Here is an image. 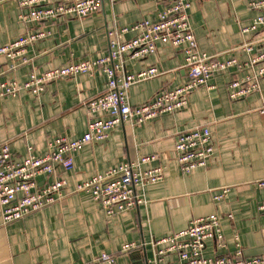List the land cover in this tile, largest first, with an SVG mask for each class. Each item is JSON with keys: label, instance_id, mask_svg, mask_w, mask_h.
Masks as SVG:
<instances>
[{"label": "crops", "instance_id": "0c3cea01", "mask_svg": "<svg viewBox=\"0 0 264 264\" xmlns=\"http://www.w3.org/2000/svg\"><path fill=\"white\" fill-rule=\"evenodd\" d=\"M70 2L71 0H63ZM190 23L200 49L220 60L249 58L241 47L254 46L253 54L264 51L256 33L242 34L256 16L248 0H189ZM162 6L145 0H122L112 4L102 0L100 10L84 19L57 18L41 24L20 19L22 10L15 0L0 3V47L29 32L44 30L48 36L29 47L27 63H13L0 56V78L27 81L54 68L84 59H99L108 54V32L115 27L130 28L144 19H156ZM137 32L122 36L131 40ZM157 67L159 77L131 87L130 102L139 106L163 90L186 82L188 70L183 53L170 45L142 60H126V72L135 74ZM243 78L230 70L216 75L208 87L194 91L188 105L173 114L154 118L141 125H118L109 138L84 145L74 153V169L62 177L73 189L76 184L121 165L156 155L157 161L144 169L162 166L164 177L157 184L137 189L141 200L134 209L108 215L88 192L70 194L47 208L20 221L4 225L0 207V264H105L103 253L111 254L116 264H149L154 257L152 241L185 229L193 219L217 215L227 242L235 252V237L246 257L264 255V190L255 183L264 180V78L260 91L243 99H230V83ZM107 77L101 69L51 83L36 97L22 92L0 98V148L9 144L16 160L31 153L48 152V144L58 136L76 140L85 135L91 120L90 101L104 94ZM209 127L214 154L205 168L186 175L175 152L180 133ZM52 177H38L43 186ZM229 189L227 197L215 196ZM231 215V217H229ZM130 245L132 251L124 249ZM205 255H215L209 241ZM176 260L167 256L164 264Z\"/></svg>", "mask_w": 264, "mask_h": 264}, {"label": "built area", "instance_id": "2783aa9c", "mask_svg": "<svg viewBox=\"0 0 264 264\" xmlns=\"http://www.w3.org/2000/svg\"><path fill=\"white\" fill-rule=\"evenodd\" d=\"M10 0H0V3ZM22 13L20 19L28 24H41L57 18L84 19L100 10L102 0H15ZM122 0H111L112 4ZM162 6L156 19H144L130 28L115 27L108 32V54L99 59H84L67 66L54 68L41 75L31 74L23 83L4 81L0 78V98L15 97L22 92L41 96L51 83L91 75L101 69L106 77L104 94L90 101L88 105L91 120L85 135L71 140L58 136L48 144L45 155L30 154L23 160H16L10 145L0 148V207L2 222L8 225L39 212L70 194L88 192L94 202L108 215L130 211L140 203L137 189L157 184L164 177L162 166L144 169L143 166L157 161L156 155L140 158L138 161L121 165L76 184L73 189L68 182L55 176L57 172L66 173L74 169V153L84 145L100 143L109 138L120 124L141 125L154 118L173 114L188 105L190 95L201 87H210L209 81L216 75L230 70L242 73L230 83V99L247 98L260 91L264 78V51L254 55V46L247 43L241 49L249 58L241 62L237 58L220 60L204 53L199 45L190 23L189 0H145ZM251 10L256 12L250 26L242 29V34L256 33L264 40V0H248ZM135 31L137 35L124 41L122 36ZM48 32L38 30L20 36L16 41L0 47V56L12 63L13 69L27 63L25 57L29 47L45 39ZM170 45L179 49L185 59L188 78L185 83L173 89L163 90L149 102L133 106L129 92L135 84L154 79L161 75L157 67H149L135 74L126 72V60H142L154 55L158 45ZM19 63V64H18ZM18 64V66H17ZM177 160L186 175L195 169L205 168L214 154L212 131L201 127L179 134L175 147ZM52 177L43 186L37 184L38 177ZM255 187L264 190V180L257 181ZM229 189H223L215 196L216 201L227 197ZM264 213V202L260 205ZM231 217V215H229ZM215 243V255L208 257L204 251L207 243ZM154 257L149 264H164L167 256L176 260L169 264H264V255L246 257L235 237L236 250H227L226 238L217 215L193 219L189 225L171 235L152 241ZM130 245L124 250L132 251ZM99 260L105 264H116L113 255L103 253Z\"/></svg>", "mask_w": 264, "mask_h": 264}]
</instances>
